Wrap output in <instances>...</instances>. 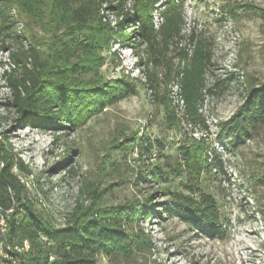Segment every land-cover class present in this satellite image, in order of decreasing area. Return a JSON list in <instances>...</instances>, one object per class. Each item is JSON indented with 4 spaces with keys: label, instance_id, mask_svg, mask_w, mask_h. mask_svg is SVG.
Segmentation results:
<instances>
[{
    "label": "rangeland",
    "instance_id": "1",
    "mask_svg": "<svg viewBox=\"0 0 264 264\" xmlns=\"http://www.w3.org/2000/svg\"><path fill=\"white\" fill-rule=\"evenodd\" d=\"M144 1L125 0L123 9L133 12ZM158 1L161 8L170 0ZM171 1L183 5L184 33L194 31L209 45L212 65L206 83L213 91L201 105L206 130L187 123L179 129L168 128L163 102L173 98L164 75L177 61L175 50L156 65L147 59L145 44L134 34L126 42H111L98 53L97 71L83 80L95 85L127 79L136 85L135 95L82 122H63L55 129L22 121L10 104L4 76V71L16 68L10 54L31 45L47 50L64 29L56 31L52 23L14 3L9 15L20 38L0 37V140L31 171L20 179L37 210L57 223L75 207H92L97 194L112 206H141L147 200L154 204L158 212L139 223L145 249L102 258L100 264H264V124L237 137L221 134L220 127L243 103L247 89L264 83V0ZM244 5L253 9L244 10L240 7ZM100 12L107 14L111 24L121 19L116 9ZM149 12L158 26V11ZM147 71L154 73L156 89L150 88L153 81ZM145 138L161 142V151L140 154L134 144ZM193 138L203 139L208 166L197 181L192 180L216 201L225 224L222 240L161 209L168 200L167 191L188 193L190 181L185 172L165 178L148 175L156 165H177L179 146L190 144ZM127 141L131 146L123 150L120 144Z\"/></svg>",
    "mask_w": 264,
    "mask_h": 264
},
{
    "label": "trees",
    "instance_id": "2",
    "mask_svg": "<svg viewBox=\"0 0 264 264\" xmlns=\"http://www.w3.org/2000/svg\"><path fill=\"white\" fill-rule=\"evenodd\" d=\"M123 1L0 0L2 38H20L9 15L14 3L42 21L52 23L56 31L64 29L47 50L31 45L10 54L16 68L4 71V76L11 93L10 104L18 118L42 129H55L63 122H82L103 108L135 95L136 85L127 79L95 85L83 80L97 71L98 53L111 42H126L134 34L145 44L147 59L156 65H160L171 49L175 50L177 61L168 68L164 78L170 88L177 84L182 104L174 101L173 94L174 102L172 99L163 102V121L168 128L179 129L181 123H187L199 130L207 129L201 113L205 95L213 91L206 83V73L212 65L207 41L194 31L184 33L185 19L180 3L170 0L158 8V0H147L129 12L123 9ZM240 7L247 11L253 9L249 5ZM109 8L116 9L115 15L121 16L113 24L106 13L100 12ZM151 9L160 16L156 27ZM146 76L153 81L150 88L156 89L158 82L154 73L147 71ZM262 124L264 83L247 89L243 103L220 124L221 134L246 136L249 129ZM130 142L120 144L123 150L129 148ZM4 145L0 140V221L5 222V231L0 224V248L11 257L4 259L7 264H100L102 258L110 260L128 250L145 249L142 245L145 234L139 223L150 218L154 211L158 212L150 200L141 206L131 203L112 206L101 201L103 196L97 194L93 196L92 207H75L58 224L37 210L28 196L29 188L20 179V175L28 177L31 171ZM134 145L140 154H149L153 149L160 152L163 144L145 138ZM178 155L177 165H156L148 173L165 178L185 172L189 177L188 193L167 191L168 200L161 209L209 237L224 239L225 224L216 201L192 180L197 181L208 166L204 164L203 139L193 138L190 144L179 146ZM16 246L24 248L18 251Z\"/></svg>",
    "mask_w": 264,
    "mask_h": 264
},
{
    "label": "bare ground",
    "instance_id": "3",
    "mask_svg": "<svg viewBox=\"0 0 264 264\" xmlns=\"http://www.w3.org/2000/svg\"><path fill=\"white\" fill-rule=\"evenodd\" d=\"M170 88V87H169ZM172 90V91H171ZM171 93L173 94V97H174V101L176 102V103H178L180 106H181V104H182V98L180 97V95L178 94V86H177V84H173L172 86H171ZM172 97V98H173ZM173 101V102H174ZM175 103V104H176ZM0 224H1V230H3V231H5V222H4V220L3 219H1V221H0ZM25 244H27V242H24ZM24 244V245H25ZM18 246V245H17ZM15 247V249L16 250H18V251H20L21 249H23V248H20V247ZM9 249V248H8ZM14 249V250H15ZM25 250V249H24ZM0 254H2V255H7L6 253H4L3 252V250L0 248ZM4 257L3 256H1L0 255V264H7L5 261H4ZM50 259H53V257H50ZM104 259V258H103Z\"/></svg>",
    "mask_w": 264,
    "mask_h": 264
},
{
    "label": "built area",
    "instance_id": "4",
    "mask_svg": "<svg viewBox=\"0 0 264 264\" xmlns=\"http://www.w3.org/2000/svg\"><path fill=\"white\" fill-rule=\"evenodd\" d=\"M9 249H11L10 246H9ZM0 255L3 256L4 258H8V259L11 258L9 255H2V254H0Z\"/></svg>",
    "mask_w": 264,
    "mask_h": 264
}]
</instances>
